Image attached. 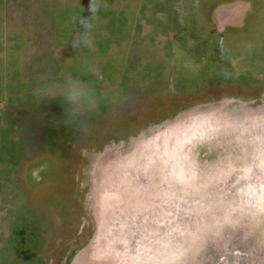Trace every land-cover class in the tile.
Returning a JSON list of instances; mask_svg holds the SVG:
<instances>
[{"label": "rangeland", "instance_id": "374dc122", "mask_svg": "<svg viewBox=\"0 0 264 264\" xmlns=\"http://www.w3.org/2000/svg\"><path fill=\"white\" fill-rule=\"evenodd\" d=\"M88 2L0 0V264H264V0Z\"/></svg>", "mask_w": 264, "mask_h": 264}, {"label": "clouds", "instance_id": "9594fccd", "mask_svg": "<svg viewBox=\"0 0 264 264\" xmlns=\"http://www.w3.org/2000/svg\"><path fill=\"white\" fill-rule=\"evenodd\" d=\"M100 7L99 0H89L87 11L89 15L79 18L80 31L72 40V48H78L81 44H91V21L95 18ZM58 94L63 98L62 114L64 122L69 126H75L81 131L88 126L85 113L91 112L97 107L98 101L94 90L84 81L73 79L64 85H57ZM35 95L45 96L49 94L48 88H37Z\"/></svg>", "mask_w": 264, "mask_h": 264}, {"label": "crops", "instance_id": "0c3cea01", "mask_svg": "<svg viewBox=\"0 0 264 264\" xmlns=\"http://www.w3.org/2000/svg\"><path fill=\"white\" fill-rule=\"evenodd\" d=\"M65 33H66V32H65ZM61 34H63V33H62V32H59V33H58L59 36L57 35V36H58L57 38H58V41H59V42H58L59 45H63V43H64V42H63V40H64L63 38H64V37H63V35H61ZM64 36H65V38H66L67 35H64ZM62 37H63V38H62ZM61 38H62L63 40H62ZM0 40H1V37H0ZM1 44H2V46H4L5 42L1 40V41H0V45H1ZM7 44H10L9 40L6 41L5 47H6ZM7 47H8V46H7ZM4 51H5L4 48H2V47L0 46V54H1V55H2V54L4 55V53H7V54H18L20 50L17 49V50L14 51L13 53H10V51H8V50H7L6 52H4ZM0 62H1L2 64H5V63H11L10 59H8L7 57H4V56L0 57ZM93 212H94V211L92 210V214L94 215Z\"/></svg>", "mask_w": 264, "mask_h": 264}]
</instances>
